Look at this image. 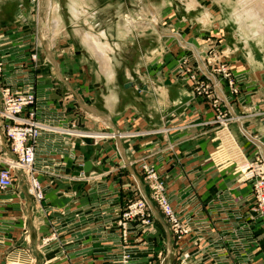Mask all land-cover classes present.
I'll list each match as a JSON object with an SVG mask.
<instances>
[{"label":"crops","instance_id":"crops-1","mask_svg":"<svg viewBox=\"0 0 264 264\" xmlns=\"http://www.w3.org/2000/svg\"><path fill=\"white\" fill-rule=\"evenodd\" d=\"M74 1L82 3L75 7L76 17L74 10L70 11L77 18L80 6L85 9L84 0ZM52 5L57 11V4ZM45 8L48 10L47 5ZM33 26L29 0H0V88H15L33 78L42 123L56 129L73 127L91 137L97 133L108 136L94 141L91 137H66L59 131L41 134L34 169L44 200L37 203L28 195L23 177H17L13 189L0 195V264H118L123 242L115 225L117 212L125 198L134 194L148 201L154 233L141 242L129 240L131 264H178L181 251L190 253L191 264H264V236L258 222L248 217L252 204L249 186L237 181L223 149V144L230 142L244 160H264V115L260 110L252 111L257 102L231 104L218 81L209 77L223 110L236 118V131L229 126L217 133L211 131L209 136L216 141L211 145L204 126H211L214 118L208 124L200 121L201 116L211 120V105L191 101L194 107L177 114L179 103L190 96L189 85L170 81L180 94L173 98L160 87L157 100L152 99V88L142 78L118 85L120 71L112 63L113 47L104 31L100 34H104L110 49L107 45L101 51L111 59L112 76L106 82L91 80L92 71L82 61L74 60L68 45L56 46L67 37L61 36V28L60 37L54 38L51 21L43 27V33L41 27L36 30L41 54L35 65L30 60ZM183 41L181 35L170 37L175 48L191 49ZM167 56V63L172 64L175 52ZM197 56L194 59L200 73L206 75ZM96 74L100 75L99 71ZM122 75L128 76V70ZM246 108L250 115L241 116ZM166 110L170 120L164 118ZM84 139L93 142L89 145ZM215 149L222 152V167L220 163L215 167ZM8 155L2 142L0 159ZM144 164L152 166L166 182L168 196L189 226L190 232L180 244L149 198ZM53 233L57 239L42 248V240Z\"/></svg>","mask_w":264,"mask_h":264},{"label":"rangeland","instance_id":"rangeland-1","mask_svg":"<svg viewBox=\"0 0 264 264\" xmlns=\"http://www.w3.org/2000/svg\"><path fill=\"white\" fill-rule=\"evenodd\" d=\"M43 1L44 3L41 0L37 10L31 6L34 25L32 48L37 55L41 54V49L36 44V32L41 27L43 33V27L48 21L57 19L60 26L61 21L65 25L64 28L61 26V36L67 38L55 42L56 46L68 45L75 56L74 60L82 61L86 69L92 71V76L89 77L91 80L106 82L101 76L98 61L92 60L87 50L82 48L77 32L82 30L98 36L104 31L113 47L110 52L112 63L118 72L120 71L116 80L118 85L124 82L134 83L138 78L147 80L145 83L152 88L153 100L160 98V93L156 94L160 87L166 88L173 98L180 94L171 86L170 81L174 84L181 81L182 84L189 85L190 96L179 103L177 114H184L194 107L192 103L211 105V120H206L203 116L200 118V121L206 124L214 118L212 127L204 126L208 128V136L211 131L217 133L225 130L227 126L231 127L233 132L236 131V118L223 110V105L215 95L216 86L210 83L209 77L218 81L219 86L228 94L231 104L240 105L250 100L255 101L257 108L252 111L260 110L264 115V14L260 13L258 16L254 11L258 3L264 5V0H84L85 9L82 10L80 6L77 18H73L70 12L75 8L69 10L71 0ZM52 3L57 4V11ZM73 12L75 13V10ZM37 24L38 28L35 29ZM180 35L185 41L184 44H187V47L193 46L196 51H193L192 47L175 48L176 44L170 43V37ZM101 39L103 43L107 42ZM116 43L118 45L115 46ZM107 45L109 50V44ZM170 51L175 52L172 64L166 61ZM194 55L200 57L203 63L201 65L207 71L206 75L200 73ZM125 69L128 70V76L122 75ZM156 69L158 71L154 74ZM174 69L176 71L169 74V71ZM97 71L100 75L96 74ZM138 89L141 90V87ZM243 111L241 116L250 115L249 109ZM168 114L169 111L166 110L165 120H170L171 116ZM259 120L261 119H257L258 122ZM211 135L208 141L213 145L216 141ZM219 151L215 149L216 155H211V158L213 156L216 164L220 163L222 167L224 163L220 160L223 157L221 159L222 152ZM217 166L218 164L215 167L218 168Z\"/></svg>","mask_w":264,"mask_h":264},{"label":"built area","instance_id":"built-area-1","mask_svg":"<svg viewBox=\"0 0 264 264\" xmlns=\"http://www.w3.org/2000/svg\"><path fill=\"white\" fill-rule=\"evenodd\" d=\"M40 2L41 0H29L31 6L36 10L40 7ZM30 60L33 64L38 62V55L33 48ZM32 70L35 69L32 67ZM1 72L2 65L0 63ZM11 86L0 88V146L3 142L9 150V155L0 159V195L13 189L17 177H23L27 183L28 195L40 203L44 200V191L34 166L41 134L59 131L66 137L81 139L91 136L88 133L76 131L73 127L56 129L42 123L38 119V99L33 78L32 82L26 81L15 88ZM97 134L108 136L103 133ZM223 149L228 157L226 164H231L234 167L237 181L249 186L252 204L248 217L251 216L258 222L264 236V160L260 157H256L251 162L244 160L240 151L230 142L223 144ZM142 172L145 173L144 181L150 193L149 198L156 204L170 232L176 242L180 244L190 230L168 196L166 182L150 165L144 164ZM115 225L120 240L123 242L118 264H131V254L128 251L129 240L135 239V241L141 242L146 236L154 233V222L146 198L139 194L125 198L124 205L117 212ZM57 237L53 233L44 238L41 242L42 248H46ZM177 261L178 264H191L190 253L181 251L177 255ZM29 264H36V262L31 261ZM150 264L156 263L151 261Z\"/></svg>","mask_w":264,"mask_h":264},{"label":"bare ground","instance_id":"bare-ground-1","mask_svg":"<svg viewBox=\"0 0 264 264\" xmlns=\"http://www.w3.org/2000/svg\"><path fill=\"white\" fill-rule=\"evenodd\" d=\"M69 5H70L71 9H74L75 7H77V5H80V4L76 3L74 0L73 1L71 0V4H69ZM254 11H255L256 15H258V16H260V13L264 14V5H260L258 3V5H256V7L254 8ZM76 15L77 14H75L73 12V16L76 17ZM51 22L54 23L53 28H52L53 29L52 33L55 34L54 38L60 37L59 35L62 33V30H61L62 25L60 26L59 21L57 19H55L54 21H51ZM77 32L79 33L81 45L86 50L90 51V53L92 54V57L98 61L99 65H100V70H101L102 76L107 80L110 79V76H112L111 60H109L108 57L105 56L103 54V52L101 51V47L102 48L104 47L105 50L107 49V45L105 43L103 44V41L101 39L104 37V34H100L97 37L96 36L94 37V36H90L89 34L85 35L81 31H77ZM37 46L40 48V46L38 44H37ZM110 98H111L110 96L108 98H106V102L108 105L110 104V100H111ZM248 135L250 136V138H252L249 133H248ZM91 138L92 139H105L106 137L99 134V135H94Z\"/></svg>","mask_w":264,"mask_h":264},{"label":"water","instance_id":"water-1","mask_svg":"<svg viewBox=\"0 0 264 264\" xmlns=\"http://www.w3.org/2000/svg\"><path fill=\"white\" fill-rule=\"evenodd\" d=\"M138 83V82H137ZM84 142L91 145L92 144V140L91 139H84ZM88 163L85 165L84 171L87 172L88 171Z\"/></svg>","mask_w":264,"mask_h":264}]
</instances>
